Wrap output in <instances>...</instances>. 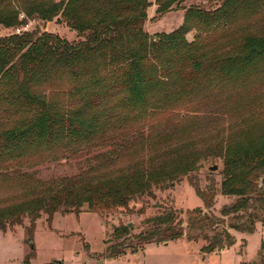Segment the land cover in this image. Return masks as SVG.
<instances>
[{
  "label": "trees",
  "instance_id": "16d2710c",
  "mask_svg": "<svg viewBox=\"0 0 264 264\" xmlns=\"http://www.w3.org/2000/svg\"><path fill=\"white\" fill-rule=\"evenodd\" d=\"M13 1L23 4L26 15L35 13L43 21L57 18L56 22L64 23L82 38L70 43L57 35L36 31L0 36V118L8 116L14 121L12 131L4 132L5 139L18 148L12 157L14 165L23 167L22 160H27L28 152L24 147L29 143L37 147L48 144V155L54 162L59 155L66 159L101 148L99 145L111 147L108 152L97 154L95 166L88 161L87 169L77 175L50 183L30 215L32 223L39 217L38 208L48 220L57 212L100 216L120 209L126 215H142L143 209L134 211L130 204L144 197L156 199L153 189L169 192V205L144 219L138 234L133 233L132 224L112 227L104 241V258L142 251L149 244L187 241L191 231L204 228L214 230L212 237H203L207 244L202 251L211 254L235 244L230 230L252 234L257 222L264 223L250 212L264 211V188L258 187L257 182L259 172L264 171V135L239 147L227 159V183L222 184L221 194H232L237 199L222 208L221 216L231 217L235 223L221 231L216 229L221 221L214 216L200 209L189 212L175 206L172 190L192 170L190 163H183L176 156L159 163L142 160L113 178L98 171L117 163L124 151L150 148L154 146V138L167 139L173 135L177 123L169 124L168 128L159 126L162 133L154 134L155 130L150 138L135 125L143 123L149 113H167L186 106L196 97L200 80L209 85L213 80L215 85L217 79L208 71L216 75L225 72L223 77L233 80V73L246 74L256 59L264 57V34L246 35L236 57L231 47L223 45L237 14L253 13L264 21V0H222L212 11L183 8L181 25L152 37L144 31L146 12L151 7L148 0H60L58 4L51 0ZM185 1L156 0V13H167L174 3ZM18 16L12 0H0V26L25 25V21L18 22ZM192 31L195 35L188 43L186 36ZM220 44L223 47L218 52L214 47ZM60 80H68L72 86L60 84ZM60 90H65L63 95L76 102L74 108L66 110L67 115L74 116L66 124L58 114L61 106L50 97L53 91ZM104 103H111L119 111L117 137L106 136V117L100 110ZM25 113L30 122L20 127L17 115ZM77 115H82L81 121ZM189 184L206 209H210L215 196L213 187L203 192L197 184ZM3 224L0 220L1 230ZM32 228L33 225L31 231Z\"/></svg>",
  "mask_w": 264,
  "mask_h": 264
},
{
  "label": "rangeland",
  "instance_id": "374dc122",
  "mask_svg": "<svg viewBox=\"0 0 264 264\" xmlns=\"http://www.w3.org/2000/svg\"><path fill=\"white\" fill-rule=\"evenodd\" d=\"M51 1L56 4L60 2ZM148 1L153 3L146 12L144 31L150 37L156 33H169L181 25L184 19L183 8L199 7L212 11L222 2L186 0L180 4L174 3L167 13L161 15L156 13V0ZM12 6L19 14L18 22L25 21L29 25L27 32L51 33L70 43L82 40L64 23L56 22L57 18L43 21L35 13L26 15L22 3L12 0ZM21 26L13 28L0 26V36L12 35L13 31ZM250 34L263 35L264 21L255 17L253 13L237 14L233 19L229 37L223 45L231 47L230 51H233V57H236L242 39ZM194 35L195 31L190 32L186 36V41L192 42ZM221 47H223L221 44L216 45L214 49L218 51ZM207 74H213L217 83L214 85L211 80L209 85L200 80V89L196 97L190 99L186 106L167 110V113H149L143 123L135 125L137 130H143L144 135L149 138L155 130L154 134L162 133V130L158 129L159 126L168 128L169 124L177 123L180 130L177 129L167 139L154 138L152 140L154 146L150 148L145 146L144 149L129 153L124 151L117 163L100 167L98 171L104 172L106 177L113 178L120 171L133 169L137 162L142 160L146 162L149 159L156 160L159 163L161 159L169 161L176 156L179 161L190 163L192 170L187 176L180 178L172 190L175 206L186 208L189 212L200 209L202 213L214 216L221 221L216 228L217 231H221L228 229L229 224L234 221L231 217H222L220 212L237 199L232 194H221L222 184L227 183L228 174L225 173L226 169H229L227 159L232 157L233 151L239 147L264 135V57L256 59L246 74L241 76L233 73V80L224 78L225 72L222 71L218 75L212 71H208ZM59 83L72 86L68 80H60ZM63 94H66L65 90L53 91L50 97L61 106L58 114L61 121H65L66 124L68 119L74 117L67 115L66 110L74 108L76 102ZM100 110L106 117V136L117 137L116 115L118 116L119 111L116 112L111 103H104ZM81 117L82 115H77L80 121ZM17 121L18 126L23 127L24 124H29L30 116L27 113L17 115ZM13 124L12 117L0 118V220L4 223V230L0 229V264H26V258H29V264H264L263 222L255 224L252 234L230 230L235 244L229 249L211 254H204L202 251L207 244L203 237H212L214 230L204 228L191 231L188 235L191 236L190 240L187 241L177 240L168 242L167 245L149 244L142 251H128L115 258H104V241L113 226L132 224L133 233L138 234L143 229L144 219L157 214L162 210V206L169 205L170 193L158 189H153L156 199L144 197L130 204L134 211L143 209L142 215H126L120 209L100 216L87 212L80 214L57 212L48 220L47 215L38 208L39 217L32 223L30 215L38 207L43 199V190L50 183L62 177L77 175L87 169L88 161L95 166L97 154L108 152L111 147L106 144L105 147L99 145L101 148L66 159L59 155L54 162L52 156L48 155L50 152L48 144L37 147L29 143L24 147L28 150L27 160H22L23 167H18L14 165L15 161L12 158L18 148H15L13 142L5 139L4 135L6 131L12 129ZM36 150L41 152H31ZM6 165L8 166L4 168ZM211 168L215 170L212 171ZM263 175L264 171H260L257 182ZM189 182L197 184L203 192L213 187L215 196L210 209H206L195 195ZM250 212L258 219L264 220V211Z\"/></svg>",
  "mask_w": 264,
  "mask_h": 264
},
{
  "label": "built area",
  "instance_id": "2783aa9c",
  "mask_svg": "<svg viewBox=\"0 0 264 264\" xmlns=\"http://www.w3.org/2000/svg\"><path fill=\"white\" fill-rule=\"evenodd\" d=\"M28 27H29V25L26 23L25 25L21 26L20 28H16L13 31V34L21 35L22 33L27 32Z\"/></svg>",
  "mask_w": 264,
  "mask_h": 264
},
{
  "label": "water",
  "instance_id": "95a60500",
  "mask_svg": "<svg viewBox=\"0 0 264 264\" xmlns=\"http://www.w3.org/2000/svg\"><path fill=\"white\" fill-rule=\"evenodd\" d=\"M211 170L213 171V170H215V168H211ZM258 187H260L262 189L264 188V175L259 179ZM166 245H167V243H166Z\"/></svg>",
  "mask_w": 264,
  "mask_h": 264
},
{
  "label": "crops",
  "instance_id": "0c3cea01",
  "mask_svg": "<svg viewBox=\"0 0 264 264\" xmlns=\"http://www.w3.org/2000/svg\"><path fill=\"white\" fill-rule=\"evenodd\" d=\"M151 3H153V2H151ZM154 6V5H153ZM151 7H152V5H151ZM154 9H155V6H154Z\"/></svg>",
  "mask_w": 264,
  "mask_h": 264
}]
</instances>
